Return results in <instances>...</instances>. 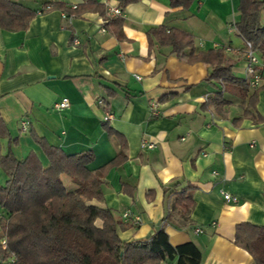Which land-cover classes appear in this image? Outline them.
<instances>
[{
    "label": "crops",
    "instance_id": "1",
    "mask_svg": "<svg viewBox=\"0 0 264 264\" xmlns=\"http://www.w3.org/2000/svg\"><path fill=\"white\" fill-rule=\"evenodd\" d=\"M46 1L81 3L20 2L38 10ZM97 1L105 5L103 16L68 17L50 9L25 30L0 27V117L8 132L0 138V153L9 148L23 160L32 152L47 167L31 133L65 154L91 150L90 170L122 153L125 160L103 178V199L92 200L121 222L122 241H143L163 227L171 245L191 241L201 252L200 264H254L233 241L238 223L264 226V76L258 87L249 86V94L257 89L252 115L243 116L246 100L226 92L221 116L203 107L221 89L219 82L205 80L210 65L188 63L189 49L176 56L146 35L164 24L190 33L196 52L228 48L223 52L234 61L233 75L246 81L243 40L229 28L239 20V0H193L187 10L171 7L169 0H137L123 9L118 0ZM114 8L121 14H113ZM117 16L121 38L103 26ZM63 98L69 107L54 110ZM21 120L27 121L24 130ZM142 141L154 146L141 148ZM174 182L179 185L172 187ZM122 183L133 187L132 196ZM187 185L194 188L189 224L164 222L167 194ZM221 191L238 200L225 201Z\"/></svg>",
    "mask_w": 264,
    "mask_h": 264
},
{
    "label": "trees",
    "instance_id": "2",
    "mask_svg": "<svg viewBox=\"0 0 264 264\" xmlns=\"http://www.w3.org/2000/svg\"><path fill=\"white\" fill-rule=\"evenodd\" d=\"M20 1L0 0L1 28L25 30L38 13L50 9H58L68 17H79L84 12L103 16L106 9L97 0H81L74 7L46 1L38 10ZM135 1L118 0V6L123 9ZM192 2L169 0L171 7L184 10ZM238 10L239 20L233 24L236 33L264 59V0H239ZM121 22L117 16L106 19L103 26L117 34ZM146 35L150 44L155 41L159 46H169L176 56L189 49L185 58L188 63L203 61L210 65L205 80L219 82L221 89L206 98L204 108L212 107L214 112L225 116L222 108L228 103L224 97L227 92L246 100L243 116L252 115L257 89L249 94L247 81L233 75L234 61L225 56L223 47L196 52L190 33L164 24L148 29ZM116 36L121 38L120 34ZM102 125L109 134L119 136L107 124ZM7 136L0 117V138ZM31 136L42 148L49 162L47 167L32 152L23 160H17L9 148L0 153V170L6 176L4 183H0V264H200L199 249L191 241L171 245L163 227L143 241H122L117 234L121 222L110 209L92 203L103 199V178L110 167L125 160L124 154L118 153L104 165L90 170L87 165L94 158L91 150L65 154L42 137L34 133ZM178 185V182L171 184ZM122 190L133 194V187L127 188L124 183ZM193 190L187 185L167 194L169 211L164 222L176 226L189 224ZM233 242L251 255L254 264H264V226L238 223Z\"/></svg>",
    "mask_w": 264,
    "mask_h": 264
},
{
    "label": "built area",
    "instance_id": "3",
    "mask_svg": "<svg viewBox=\"0 0 264 264\" xmlns=\"http://www.w3.org/2000/svg\"><path fill=\"white\" fill-rule=\"evenodd\" d=\"M112 12L115 15L121 14V10L119 8L112 9ZM233 24L234 23H231L229 25V28L231 30H235ZM224 49L227 50L228 48H224ZM241 51L246 61V68H245L246 81L250 87L253 88L258 87L262 81V76H264V59H262L256 54V52L252 49L250 42L248 41L243 42V47ZM68 107H69V101L65 98L55 102L52 106V108L56 111H61ZM20 127L23 130L26 129L27 121L21 120ZM153 146H154L153 143H147L145 141H142L140 143L141 148H152ZM220 194L225 201L236 202L238 200V198L235 195H232L226 191H221ZM122 217L127 218L128 213H124ZM132 220L134 223H137L138 217L135 216ZM196 231H199V229H196ZM2 244L5 245V241H2ZM162 264H166V263H162Z\"/></svg>",
    "mask_w": 264,
    "mask_h": 264
},
{
    "label": "rangeland",
    "instance_id": "4",
    "mask_svg": "<svg viewBox=\"0 0 264 264\" xmlns=\"http://www.w3.org/2000/svg\"><path fill=\"white\" fill-rule=\"evenodd\" d=\"M0 173L2 174H0V182H1V184H3L4 183V173L0 170ZM1 232V231H0Z\"/></svg>",
    "mask_w": 264,
    "mask_h": 264
}]
</instances>
